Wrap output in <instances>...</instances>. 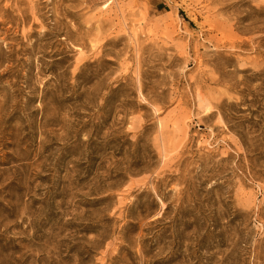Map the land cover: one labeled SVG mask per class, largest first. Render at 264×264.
Listing matches in <instances>:
<instances>
[{"label":"rangeland","instance_id":"374dc122","mask_svg":"<svg viewBox=\"0 0 264 264\" xmlns=\"http://www.w3.org/2000/svg\"><path fill=\"white\" fill-rule=\"evenodd\" d=\"M106 1L0 0V264H264V0Z\"/></svg>","mask_w":264,"mask_h":264},{"label":"bare ground","instance_id":"6f19581e","mask_svg":"<svg viewBox=\"0 0 264 264\" xmlns=\"http://www.w3.org/2000/svg\"><path fill=\"white\" fill-rule=\"evenodd\" d=\"M112 4V0H107L106 2H105V4H104V7L105 8H107L108 6H110ZM135 6H137L134 2H130L129 4H128V7L129 8H133V7H135Z\"/></svg>","mask_w":264,"mask_h":264}]
</instances>
